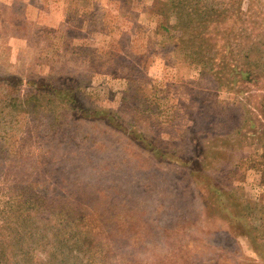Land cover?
I'll use <instances>...</instances> for the list:
<instances>
[{
  "label": "rangeland",
  "instance_id": "1",
  "mask_svg": "<svg viewBox=\"0 0 264 264\" xmlns=\"http://www.w3.org/2000/svg\"><path fill=\"white\" fill-rule=\"evenodd\" d=\"M155 2L0 0V212L88 208L111 264H264V0H204L201 63Z\"/></svg>",
  "mask_w": 264,
  "mask_h": 264
},
{
  "label": "trees",
  "instance_id": "2",
  "mask_svg": "<svg viewBox=\"0 0 264 264\" xmlns=\"http://www.w3.org/2000/svg\"><path fill=\"white\" fill-rule=\"evenodd\" d=\"M203 1L156 0L154 4L155 7L153 8L154 11L160 14H171L175 16L177 21L173 26L176 27V29L179 28L180 31L171 38L175 39V44L180 42L189 46V50H184L183 46L182 50L186 52L191 62L198 63H201L204 57H197L195 54L193 55L190 53L195 50L197 53L204 55L201 45L198 49H194V45L196 43L202 44L205 40L200 42L194 41V38L190 36L191 31L188 32V30L192 29L191 22L194 19H200L199 16L207 17L206 9L208 6ZM219 12L226 11L220 10ZM225 18L224 16V19ZM178 25H181V27H178ZM202 26L205 30L206 25ZM187 32L189 35L186 34ZM16 78L18 80L16 85L22 84V79L19 77ZM44 80L48 81L47 79ZM48 82L51 83L52 80ZM15 83V81H12V84ZM50 83L44 82L42 85H39L30 82V85H33L34 89L42 94L44 98L48 97L50 93L64 94L66 90L69 91V89H63L61 92L56 90V88L52 90L47 89L50 87ZM7 90L8 94L6 95V100L8 101L6 106H4L5 108L9 106L12 107L16 101L13 97L15 95L13 86H7ZM35 94H32L29 99L26 98V103L28 105H31L32 101L39 102ZM34 105V107H36L37 103ZM94 111L96 115H87V113L80 112L79 118L100 121L105 120L113 127H117L115 121L110 117L106 118V112L112 115L109 111L104 112L101 108H97ZM101 112L103 113L102 115ZM129 134L133 135L134 132H130ZM141 135V141L144 142L145 138L142 133ZM146 142L147 141H145V143ZM141 144V146H143V143ZM154 151L156 150L154 149ZM156 152L157 154H153L159 159L158 156L160 152ZM193 158L192 156L184 162H191ZM161 160L164 159L161 157ZM158 161L160 162V160ZM190 168L193 173L196 172L198 167L191 166ZM214 187L217 189L216 191L225 192L223 189L229 186L220 187L218 183H214ZM35 204L37 206L43 205V203ZM69 206H72V210L76 211L73 216H69L68 214V211H70ZM207 206L210 210L211 204L206 203V207ZM77 207L78 205L76 204L68 205L67 203L65 204V202L58 204L56 208V210H58L57 216L40 220L41 218L35 217V213L29 212V210L33 211L30 206L25 208L24 205L11 202L10 207H6L4 212H0V248L2 249L0 252V260L5 258L4 264H111L110 262H115L113 261L114 257L121 256L123 258L124 254L122 253L119 255L118 253V248L121 249V245H118L117 248L114 240L115 246L114 248L112 247L111 239H113L114 236L105 233L106 231L108 232L109 229L105 230L106 227L101 224L102 221L99 217H94L88 208L86 209L88 213H82L77 210ZM72 260L74 262H70Z\"/></svg>",
  "mask_w": 264,
  "mask_h": 264
}]
</instances>
